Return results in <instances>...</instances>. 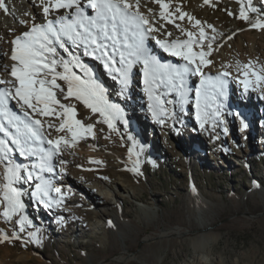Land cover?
<instances>
[{"label":"rangeland","instance_id":"obj_1","mask_svg":"<svg viewBox=\"0 0 264 264\" xmlns=\"http://www.w3.org/2000/svg\"><path fill=\"white\" fill-rule=\"evenodd\" d=\"M24 1L26 0H10L11 3H15L13 7H18ZM39 1L44 3V0ZM202 2L205 4V11L200 12L199 16L204 17L207 12L208 17L204 19L199 31L210 29L213 24L226 29L238 25L240 32L252 29L253 36L264 43V32L260 33L261 28L252 26L256 20H264V0H208L207 3L202 0ZM8 3L9 1H4L7 7ZM164 3L169 4L172 13L178 7L171 0ZM191 4L189 0L188 6ZM241 7H245L248 20L240 18ZM32 8L34 7L29 8L28 12L32 11ZM5 12L4 8H0V14ZM55 14L54 11L48 17H54ZM183 14H186L184 18L186 19L189 11L182 9L178 12L180 16ZM43 21V17L37 18V23ZM14 32L17 33L18 30ZM58 51L65 58L68 57L62 50ZM74 51L80 54L83 57L82 62L87 64L88 56L83 47L75 48ZM96 60L101 72L99 69L93 70L95 77L103 87L110 82L114 90L109 91L108 95L105 91V98L107 102L117 105L120 109V115L113 121L112 126L104 121L96 122L101 114L93 112L89 107L91 114L89 119L84 121L82 110L86 105L73 96L71 105L65 106L73 110L71 126L67 113L57 112L58 104L50 105L53 111L46 115L48 121L46 129L43 130L45 135L37 145L38 149H32L35 152L32 154L34 159L19 155V148L11 143V138L0 132V140L6 141L5 147L10 150L7 156L11 154L12 162L31 171L34 177L27 180L25 171L24 178L13 183L12 186L22 193L20 200L23 209L10 219L6 218L3 212L7 203L3 201V194L4 184L7 182L5 177L8 163L5 160L0 162V264H264V151L260 150L264 149V145L258 141L261 131L260 127L258 128L259 120H256L255 124L252 123L238 107L232 106L233 90L227 87V99L221 97L223 105L217 103L221 105L220 109L224 107L225 116L222 117L221 113L216 115L209 125L210 131L219 135L218 123L221 119H226L225 128H229V133L233 136L225 141L222 147L224 154L219 160L216 161L213 157L206 158L205 151H201L197 156L207 159L206 162L199 158L195 159L189 154L191 146L186 144L184 137L181 138L185 148L182 156H166L161 147L164 139L161 135L155 137L153 125L148 124L147 128L143 129L139 125V120L135 119L136 114L127 110L129 101L124 97H121L123 100L116 98L119 92L117 93L116 87L114 88V83L116 78L118 83H121L119 73L114 76L106 72L101 64L102 60L101 62L99 59ZM212 63L213 60H210L207 67ZM87 65L91 68L90 64ZM92 66L94 68L95 65ZM48 79H51V76ZM121 89L130 94L128 87ZM193 89L190 92H193ZM208 96L202 92L201 99L205 100ZM190 101L188 100L186 104H190L192 102ZM150 105L148 103V106ZM217 105L212 109H216ZM13 106L19 110L17 115L21 119L41 120L40 114L28 109L30 115L26 117L20 106L14 103ZM160 108L165 109L167 114L160 111ZM156 110L158 115L155 117L159 120L160 126H167L166 119L169 118L168 113L171 109L165 107L164 101ZM188 114L181 112L183 116ZM141 118L145 121L148 119ZM75 121H80V126L84 129L91 125V131L82 130L74 137L73 131L78 128ZM192 121L189 119V122ZM238 122H241V127L237 126ZM244 123H247V128L244 127ZM61 125H64L62 129ZM188 128L192 129L191 126ZM10 131L15 132V129ZM248 131L257 132L255 151L248 147L247 138L250 134L246 135V140L239 134ZM179 134L180 129L175 130L171 141L180 142V139L174 140V136L177 138ZM56 140H61L58 149L54 143H49ZM93 140L96 143L99 141L101 150L120 154L127 160L124 165L128 169H122L123 172L117 169V174H114L106 157H103L101 166L97 161H90L89 167L78 165L79 159L75 160V165L69 162L75 150L85 151ZM248 150L246 159H238L236 153L246 154ZM59 152L64 156L58 157ZM49 153H54L50 159ZM190 156L193 167L185 168L181 161L188 162ZM41 157L48 159L51 170H48L47 165L43 171L40 170ZM89 160L91 157L86 159V162ZM95 163L98 165L95 166ZM61 165H66L67 169H61ZM136 168L138 171L133 170ZM67 178L79 186L87 184L83 180H93L95 185L105 190L103 195L113 193L112 190L116 189L115 185L119 181L133 191L134 198L118 190L117 197L113 196L111 204L105 208L109 215L96 217L93 212L86 213V210H83L89 207L96 211L90 204L92 194L69 188L70 197H77L82 201L78 209L73 214L58 212L53 215L50 209L56 208V204L53 203L55 198L52 196L54 189L64 186ZM260 180L263 181L259 183ZM45 182L51 185L52 190L47 196L41 197L37 186ZM68 185L70 184H66ZM142 207L154 210L156 213L154 218L145 213ZM24 217L27 218V222L25 230L21 232L19 220ZM81 222L87 224L84 234L77 231ZM30 233H33L34 237H30ZM4 234L9 237L18 235L20 238L4 240ZM210 237H218V241L213 244L211 252L205 257H200V252L195 250L194 242L200 238Z\"/></svg>","mask_w":264,"mask_h":264},{"label":"snow or ice","instance_id":"obj_2","mask_svg":"<svg viewBox=\"0 0 264 264\" xmlns=\"http://www.w3.org/2000/svg\"><path fill=\"white\" fill-rule=\"evenodd\" d=\"M160 3V0H156ZM207 3L208 0H205ZM0 8L5 7L4 0H0ZM163 17L168 12L169 4L162 3ZM58 13V18L47 17L53 13ZM179 11V9H177ZM94 12V14H92ZM43 14L45 23H35L28 25L26 21H22L30 30H26L22 35L18 36L14 41L15 48L11 59L16 61L10 70V75L15 78L14 81L0 80V84L6 85L0 90V132L11 138V143L19 148L21 156H27L30 153L35 154L29 141L33 143L41 140L40 133L41 121L39 119H21L9 107L8 101L15 100L21 104V107L30 109L41 115H49L52 113L50 105L60 104L56 98L53 88L58 89L61 93L64 89L57 83V80L67 82V96L76 97L82 100L84 104L91 108L93 112H99L105 118V122L112 126L113 121L119 117L120 109L117 105L110 104L105 98V88L98 81L93 73V69L83 63L79 56L72 52V48L83 47L85 54L95 56L102 59L109 71L119 73L121 83L127 87L131 78L132 68L135 64L140 63L143 66L145 91L149 100L153 101L150 107L153 109V116H157V108L164 103L161 100L163 93H158L160 88L167 89L169 92L175 91L182 101L187 99L186 76L188 73H201V65H207L209 61L205 60V53L199 54L193 52V41H175L165 42L157 40L156 43L171 56L182 57L186 63L182 68L161 63L160 59L153 53L147 44V38L156 29L150 25L149 20L140 12L139 0L135 4L131 0H44ZM171 15V13H168ZM186 14L179 18L184 19ZM240 18L248 20L249 17L245 11V7H241ZM197 20V26L200 25ZM257 28H264V20H256L252 25ZM211 27V26H210ZM183 31V30H182ZM169 35H171L169 33ZM189 37L193 34L187 33ZM200 36L204 37L203 29ZM67 53L70 59L66 60L60 51ZM115 55L119 56V60L115 59ZM197 55H199V63H197ZM117 63L122 67H114ZM196 65L191 67V65ZM71 66L81 69L83 76L77 75L71 71ZM58 67L63 68V72L57 71ZM43 75L44 78H40ZM225 72L222 76L216 77L212 84L213 98L216 96L227 99V82L223 77L228 76ZM243 75L247 78L249 73L245 71ZM253 75H256L253 73ZM51 76V79L48 77ZM212 78L209 77L208 80ZM258 80H264V76H257ZM208 81L202 82V88ZM244 91L249 90V81H242ZM201 92L198 90L196 94L197 119L200 121L201 128L207 122L208 113L203 111L201 105ZM172 103V101H167ZM222 103V102H221ZM42 105V107H38ZM64 108V105H60ZM220 106L217 105L215 115H220ZM207 105H204L206 108ZM160 111L166 110L160 108ZM65 112L69 118V126L72 123L73 110L65 108ZM24 115L27 117L30 113L26 110ZM5 120L7 124H5ZM162 122V121H161ZM126 123V121H125ZM78 126L73 131V136L79 135L82 130L91 131V125L87 129L80 126V121H75ZM64 125H61V129ZM247 128V123H244ZM15 129V132L10 131ZM226 130V129H225ZM6 141L0 140V162L7 159L8 167L6 172V183L4 184L3 201L7 203V207L3 212V216L11 218L15 213L22 211L23 204L20 197L22 195L18 188L13 187V183L21 180L23 173L27 171L20 164H14L8 158L7 153L10 151L5 147ZM54 143L59 148L61 140ZM54 153L48 154V159ZM48 159L41 157L42 163L40 170L43 171L45 166L51 170L48 165ZM138 171V168L133 169ZM33 173L27 171V180H32ZM42 179V177H36ZM51 185L45 182L37 186V191L41 197L47 196L51 191ZM57 194L61 193L59 187L54 189ZM42 202H44L42 200ZM60 200H53V203L59 204ZM27 218L19 220V231L25 230ZM34 237L33 233L29 234ZM18 235L9 237L3 235L4 240L19 239ZM38 241V237L36 238Z\"/></svg>","mask_w":264,"mask_h":264},{"label":"bare ground","instance_id":"obj_3","mask_svg":"<svg viewBox=\"0 0 264 264\" xmlns=\"http://www.w3.org/2000/svg\"><path fill=\"white\" fill-rule=\"evenodd\" d=\"M7 1H9V3L7 4L8 7H5L8 9V11H6L5 14H0V80L14 81L15 78L10 75L11 67L15 63H17L16 61H13L11 59L13 50L15 48L13 41L18 36L22 35L24 31L30 30V28L28 27L25 28V24L22 23V21H26L28 25H31L33 21L37 23V18L39 16L44 18V3L43 1L39 0H26L23 3L19 4L18 7H13L12 5H14L15 3H11L10 0ZM165 1L166 0H160V3H157L156 0H139L140 12L149 20L150 25L156 29V31L152 32L151 35L147 38V44L149 48L160 59L161 63L172 64L182 68L188 62L185 61L182 57L171 56L169 53L165 52L160 47V45L156 43V41L163 40L165 42H175L191 40L193 41V52L197 54H199L200 52H204L206 54L204 59L209 62L210 60H213L212 65L209 67H207V65H201V73L187 74L186 87L188 91L186 101H182L180 96L175 91L169 92L164 88H160L157 90L158 93H163V95H161V100L165 101V107L171 109L170 113H168L169 118L166 119L168 121L167 126H160L159 120L155 116H153V109L148 106V103L152 105L153 102L150 100L147 101V92L145 91L142 64L137 63L132 68L131 78L127 86L130 89V94H128L126 91L123 92V89H121V87L124 86L122 85V83H118L117 78L115 79L114 88L116 87L117 93L119 92V96H117L116 98L119 100H123L121 97H124L129 101V103L127 104V110L136 114L135 119L137 118L139 120V125H141L143 129L147 128L148 124L153 125V127L155 128V137L156 135H161L164 139L161 147L163 148L166 156H182V152L185 151V148L184 144L181 143V138L183 139L184 137L186 144L188 146H191V153L189 154L193 155L195 159L199 158L201 160H204V158L197 155H200L201 151H205L206 158L213 157V159L217 161L219 160V157L224 154V148L222 147L224 146L225 141L227 142V138L231 139L233 138V136H231V134L229 133V128H225L226 119H221L218 123L219 135L210 131V121L213 120L216 116L214 114L215 109H212V107L216 106L218 102L221 103L223 101L220 96H216L215 99L213 98L212 84L215 82L216 77L222 76L223 73L227 72L229 73V75L223 78L227 82V87L233 90V99L235 101H233L232 99V106L238 107L239 111L241 110V112L244 113L252 123L255 124L256 120H259L260 124L258 125V128L260 127L261 131L260 135L258 136V141L261 142L262 145H264V80L257 79V76H264V43L261 41V39L253 36L252 29L240 32L238 25H234L232 28L226 29L221 25L213 24L210 29H204L205 36L201 37L199 28L204 23V19L208 17L207 12H205L204 17L199 16L200 12L205 11V4L202 2V0H191L192 4L190 6H188L189 0H171L172 3L177 4L178 7L175 8V12L173 13L168 9V12L165 13V15L162 17L161 13L164 11L162 8V3H164ZM131 2L135 4L136 0H131ZM31 7L34 8H32V11L28 12V9ZM177 9H179V11H181L182 9L189 11L186 19L183 20L179 18L180 15H178L179 11H177ZM168 13H171V15H169ZM92 14H94V12ZM54 17L58 18V13H56ZM47 18L51 19L53 17ZM197 20L201 22L199 26H197L196 24ZM45 22L46 20L44 18V21L42 23ZM14 30H18V32L15 33ZM189 32L193 34L191 37L187 35V33ZM263 32L264 28H261L260 33ZM169 33L171 35H169ZM74 49L75 47L71 49L72 52L78 55L74 51ZM78 56L82 61L83 57H81L80 54ZM86 56H88V58L86 59L87 64H90L91 68H93L92 64L95 65L93 70L97 71L99 69V71L101 72V68L99 67V64L96 60L97 58L95 56L87 54ZM68 57L64 58L68 60L70 58ZM115 59L118 61L119 56L115 55ZM101 60L102 59H99L100 62ZM197 63H199V55H197ZM101 64L107 70L106 72H110L114 76L117 75L115 71H109V69L105 67L103 60ZM195 66L196 65L194 64L191 65V67ZM114 67H122V65L117 63ZM70 68L71 71L75 72L77 75L83 76V73L77 67L70 65ZM57 71L63 72V68L58 67ZM245 71L249 73L247 78L243 75ZM253 73H255L256 75H253ZM209 77H211L212 79L208 80ZM40 78H44L43 75H41ZM245 79L249 81V90L247 92L244 91V85L242 83V81H244ZM58 81L60 82L59 85H61V87L64 89V92L61 93L58 89H54L55 93L57 94L56 98L60 101V104H58L59 106L57 107L56 111L60 112L61 114H65V107L62 108L60 105L68 107L72 102V97H68L67 99H65V97L67 96V82L59 79ZM203 81L208 82L204 84V87L202 88ZM5 86L6 85L4 84H0V90H3ZM105 86L107 87H104L107 91V95L109 91H114L110 82H107ZM191 89H193V92H190ZM198 90L201 92V94L202 92H204V94L209 95L205 100L201 99L202 109L203 111L208 113L206 122L207 125H204L203 128H201L200 121L197 119L195 95L197 94ZM125 95H127L129 98ZM188 100H191L192 102L190 101V104H186ZM167 101H172V103H167ZM13 103L20 107L21 104L17 103L15 100L8 101L9 107L12 108V110L17 114L19 113V110L17 111V108L13 106ZM204 105H207V107L204 108ZM221 105L223 104L221 103ZM21 109L23 111H28V109L24 107H21ZM181 112L189 113L190 115H184L186 116V119H184V116L181 115ZM220 113L222 117L225 116L223 114L224 107L223 109H220ZM90 114L91 110H89V108L86 106L82 110L84 121L89 119ZM47 117L48 116L40 114V121L42 125V127H40V133L42 139L45 135L43 130L46 129V122L48 121ZM141 117H147L148 119H146L145 121L142 120ZM2 119L4 118L2 117ZM187 119L188 121H185ZM189 119L190 121L194 120L192 121L195 126L194 128L193 124L189 122ZM101 121L105 122V118L102 115L96 119V122L98 123ZM5 124H7L6 120ZM189 126H191L192 129H189ZM237 126L241 127V122H238ZM227 127L229 126L227 125ZM176 128L180 129V134L177 138H175L174 136V140L180 139V142L171 141L173 139V132H175V130L177 131ZM253 130L255 131V129H252V131ZM252 131H248L246 133H238L244 140H246V135L250 134V137L247 138V142L249 144L248 147L250 150L255 151L257 150L255 144V141H257V132L253 133ZM187 134L189 137L185 136ZM219 138L220 140H218ZM41 140H36L34 143L32 141H29L31 148L38 149L37 145ZM88 146L91 148L88 147L89 149L87 148L85 149V151L75 150L73 152V155L70 157L69 162H72V164L75 165V160L79 159L80 164L78 165L89 167L88 163L90 161H97V163L101 166L104 160L103 157H106V159L110 162L109 168H111L114 174H117V169H119V172H123L121 171L122 169H128V167L124 165L125 161H127L126 159L122 158L121 155L116 152H105L101 150L102 148L100 147L99 141L96 143V141L93 140V142H91ZM260 150L264 151V149L261 148ZM248 152L249 150L246 151V154L245 152L244 154L243 152H238L236 153V155L238 159H246L248 157ZM59 156L63 157L64 155L59 152L58 157ZM22 157L33 158V155L30 153L29 155ZM90 157L91 160L86 162V159H90ZM8 158H12L11 154L8 155ZM5 161L7 162V159H5ZM204 161L206 162L207 159H205ZM97 163H95V166L98 165ZM181 163L184 164L185 168L193 167L191 156L188 162L182 160ZM61 169L65 170L67 169V166L61 165ZM92 181L93 180H83V182H86L87 184L84 186H81L80 184L79 186V184H73V182H70L69 178H67V183L64 182L63 184L65 185L60 188L61 193L57 194L56 192H54L52 195L55 200H60L61 202L59 204H56L55 209H50L51 213L53 215L58 212L60 214H73L78 209L77 207L82 201L80 200V198L70 197L71 189L69 190V188H74V190L79 189L85 193L88 192V194H92L93 198H90V204L94 206L96 211H92L91 208L87 206H85L87 208H84L83 210H86V213L93 212L96 217H104L109 215L108 210H105V208L106 206H109V204H111L113 196L117 197L118 190H122L124 193L134 198L133 191L122 182L118 181V183H116V189L112 190L113 193L103 195L105 190L100 186L95 185ZM262 181L263 180H260L259 183H261ZM66 184L70 185L66 186ZM111 189L113 188L111 187ZM142 210L145 213L150 214L153 218L156 215V213H154V210H152L151 208L142 207ZM85 229H87V224H85V222H81L80 229L78 228L77 231H82V233L84 234ZM217 241L218 237L200 238L198 241L194 242V247L197 252H200V257H205L207 253L211 252L213 244Z\"/></svg>","mask_w":264,"mask_h":264}]
</instances>
